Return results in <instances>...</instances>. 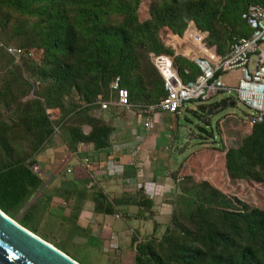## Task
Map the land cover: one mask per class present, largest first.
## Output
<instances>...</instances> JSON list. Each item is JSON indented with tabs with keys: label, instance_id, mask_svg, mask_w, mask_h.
<instances>
[{
	"label": "trees",
	"instance_id": "obj_1",
	"mask_svg": "<svg viewBox=\"0 0 264 264\" xmlns=\"http://www.w3.org/2000/svg\"><path fill=\"white\" fill-rule=\"evenodd\" d=\"M140 1L0 0V32L31 52L28 57H17L24 62L15 67L11 65L14 56L0 49V65L8 70L0 102L14 104L18 113L13 124H0V210L46 241L50 240L38 227L43 205L36 198L25 206L41 183L32 171L33 157L55 127L71 115L80 117L91 130L84 134L79 125H69L68 147L73 150L78 142L104 147L110 128L85 112L109 98L116 76L132 102L159 101L164 96L163 84L150 54H172L165 44L167 38L181 36L192 21L209 32L207 43L223 53L233 36L250 33L241 19L246 6L264 4V0H151L148 18L140 21ZM183 55L176 56L175 63L181 75L189 68L186 77L193 78L199 70ZM22 71L38 86L24 78ZM31 90L34 96L22 101ZM211 105L200 103L193 114L201 120ZM225 120L220 121L221 132ZM239 121L250 132L238 146L225 149L227 176L264 182V120L253 125ZM17 138L29 140V150L23 154L11 144ZM197 162L191 156L180 162L173 173L174 180H181L169 223L159 239H132V264H264V208L233 212L223 207L225 195L193 173Z\"/></svg>",
	"mask_w": 264,
	"mask_h": 264
},
{
	"label": "crops",
	"instance_id": "obj_2",
	"mask_svg": "<svg viewBox=\"0 0 264 264\" xmlns=\"http://www.w3.org/2000/svg\"><path fill=\"white\" fill-rule=\"evenodd\" d=\"M88 114L110 128L107 144L78 142L71 150L67 132L53 133L33 157L41 183L25 208L37 198L43 205L38 218L49 230L99 251L109 264H121L124 254L134 256L133 238L158 235L170 220L180 181L173 173L182 161L172 153L178 116L155 113L153 127L146 128L135 103L129 109L117 105L114 92ZM80 129L88 134L91 126L82 123Z\"/></svg>",
	"mask_w": 264,
	"mask_h": 264
},
{
	"label": "rangeland",
	"instance_id": "obj_3",
	"mask_svg": "<svg viewBox=\"0 0 264 264\" xmlns=\"http://www.w3.org/2000/svg\"><path fill=\"white\" fill-rule=\"evenodd\" d=\"M150 2L151 0L140 1L138 7V17L140 21H143L148 18V9ZM16 17V15L12 16V18ZM7 33L8 32H5V34ZM168 40L169 39L167 38L166 43ZM18 43V40L15 38H12L10 41L7 40L4 36L3 31L0 32V49H3V47L5 48L7 46H12L16 48L20 47ZM179 43L182 44L183 47V42L181 40L179 41ZM185 53L187 54L186 51ZM183 57H185V55H183ZM12 59L13 64L11 65H15V67L16 65L19 67L23 66V60H18L14 57ZM9 68L13 70L14 66ZM6 74H8V70L3 69L0 65V87L4 83ZM22 74L23 77L26 78L30 83H35V87L38 86V82H34V80L28 77L27 72L22 71ZM238 76V71L233 70L226 73H222L221 80L225 82V84L234 86L237 83ZM32 91L33 90H31L28 95H25L22 98V101L33 97L34 95ZM230 97L231 98L229 99V101H232L233 105L220 107L217 110L213 111V113L208 116V121L205 123H201V120H198L193 114V111L197 110V106L200 103L195 101L187 102L182 113L177 117V119L174 118L173 121L172 133L174 135V141L172 142V153L176 158H181L180 160H184L191 156L194 158V160L198 161L197 164H194V169L192 168L193 173L200 178L203 177L205 181L210 183L213 187L215 186V188L218 189L220 193L225 195V198L222 202L223 207L233 212H243L253 207L264 208V182H258L247 179L232 180L227 176L226 173L224 160L225 149L229 147L238 146L241 143L242 138L250 132V127L246 123L239 120L245 119V116L250 114L251 109H249L241 101H239L234 96V94L230 95ZM228 98L229 96H227L226 94H217L212 96L207 102H204V104L213 105L217 102H220L221 100H226ZM157 102L158 100L149 103L148 105L156 104ZM133 103H135L136 109L140 111L141 106L147 105L142 101H133ZM89 109L85 112V115L91 117L88 114ZM17 119L18 113L15 108V105H7L3 102H0V124L3 122L7 124H13L17 121ZM94 119L102 123L100 119ZM222 120H225V122L222 125L223 129L221 132L220 121ZM73 123L79 125L80 128V124H85L88 122L84 121L80 117L71 115L61 127L59 126L55 128H58L59 133H65L67 132L68 126ZM198 125H200L201 128H198ZM11 144L13 145L14 150L19 154H23L24 152L29 150V140L17 138L11 140ZM179 179L181 180V178ZM38 227L39 233L46 236L47 239H49L53 243L60 238L61 245L59 243V245H55L68 251L69 255L75 257L77 261L82 264L111 263L107 258L105 259L102 253H100L99 251H95L94 249L89 248V246L87 245L78 243L76 239L70 241L68 236L60 234L54 230H49V227L43 221H40L38 223ZM53 231L55 234H57V236L53 234ZM162 233L155 235L152 238L159 239L162 236ZM132 263V254L130 252L124 254L121 264Z\"/></svg>",
	"mask_w": 264,
	"mask_h": 264
},
{
	"label": "built area",
	"instance_id": "obj_4",
	"mask_svg": "<svg viewBox=\"0 0 264 264\" xmlns=\"http://www.w3.org/2000/svg\"><path fill=\"white\" fill-rule=\"evenodd\" d=\"M241 19L249 28V35L233 36L223 53H218L215 45L208 44V32L201 31L191 21L181 36H172L168 38V44L165 43L166 46H171L172 54H150V60L162 79L164 96L156 104L141 106V112L146 118V128L153 127L152 116L155 113L167 112L179 116L187 102L204 103L217 94L229 96L227 101L234 94L251 109L250 114L245 116L248 124L264 120V4H248L241 13ZM180 40L187 54L177 49V42ZM5 50L16 58L31 55V52H25L19 47L7 46ZM179 54L192 59L198 68L199 71L193 78L186 77L190 74L189 68H184L182 75L180 74L175 63V57ZM233 70H237L239 76L236 85L230 86L221 80V74ZM110 89L115 93L117 105L125 109L132 107L129 92L120 86L119 76L111 81ZM57 131L58 128H55V132ZM84 161L87 162L88 159ZM31 167L34 173L38 172L37 165L32 164Z\"/></svg>",
	"mask_w": 264,
	"mask_h": 264
},
{
	"label": "water",
	"instance_id": "obj_5",
	"mask_svg": "<svg viewBox=\"0 0 264 264\" xmlns=\"http://www.w3.org/2000/svg\"><path fill=\"white\" fill-rule=\"evenodd\" d=\"M221 100L207 108L201 123L220 107L232 106ZM0 264H79L56 247L22 227L0 210Z\"/></svg>",
	"mask_w": 264,
	"mask_h": 264
}]
</instances>
